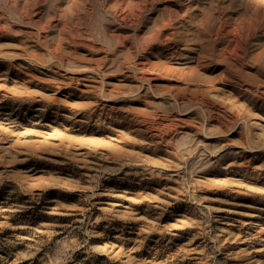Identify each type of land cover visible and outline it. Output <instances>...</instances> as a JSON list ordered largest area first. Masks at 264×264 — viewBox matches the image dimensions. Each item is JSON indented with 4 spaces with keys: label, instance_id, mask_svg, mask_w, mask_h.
<instances>
[{
    "label": "rangeland",
    "instance_id": "rangeland-1",
    "mask_svg": "<svg viewBox=\"0 0 264 264\" xmlns=\"http://www.w3.org/2000/svg\"><path fill=\"white\" fill-rule=\"evenodd\" d=\"M0 264H264V0H0Z\"/></svg>",
    "mask_w": 264,
    "mask_h": 264
}]
</instances>
